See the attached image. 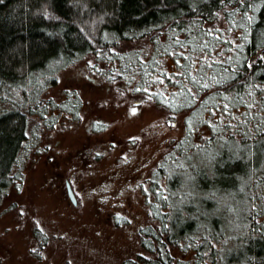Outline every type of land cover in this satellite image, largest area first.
I'll return each instance as SVG.
<instances>
[{
	"label": "trees",
	"instance_id": "16d2710c",
	"mask_svg": "<svg viewBox=\"0 0 264 264\" xmlns=\"http://www.w3.org/2000/svg\"><path fill=\"white\" fill-rule=\"evenodd\" d=\"M88 59L122 94L170 120L183 116L182 136L148 182L150 224L140 230L148 256L121 264H264V164L252 172L247 164L264 140V0H0V198L19 172L37 83ZM166 59L175 71H165ZM49 105L51 118L80 109L74 96ZM199 151L217 162L193 174L199 195L240 200L247 191L236 231L219 216L198 219L193 203L182 216L176 163Z\"/></svg>",
	"mask_w": 264,
	"mask_h": 264
},
{
	"label": "rangeland",
	"instance_id": "374dc122",
	"mask_svg": "<svg viewBox=\"0 0 264 264\" xmlns=\"http://www.w3.org/2000/svg\"><path fill=\"white\" fill-rule=\"evenodd\" d=\"M94 62L62 69L52 84L41 80L36 85L19 172L0 198V264H121L147 255L140 230L150 224L148 182L171 143L182 136L183 116L170 120L153 105L128 97L130 91L122 94L119 83L109 81L105 67ZM161 63L166 72L176 70L172 59ZM72 96L79 112L59 114L54 108L58 114L51 118L45 107ZM16 103L27 110L20 99ZM102 123L108 125L104 131H92ZM208 152L191 154L174 166L187 179L178 201L182 216L193 203L198 219L219 216L223 228L236 231L243 226L247 191H240V200L230 193L219 201L218 190L199 195L192 187L193 174L217 163ZM251 156V172L261 170L264 140ZM67 183L76 204L67 195ZM207 200L216 204L203 210L201 202Z\"/></svg>",
	"mask_w": 264,
	"mask_h": 264
},
{
	"label": "flooded vegetation",
	"instance_id": "af4514ba",
	"mask_svg": "<svg viewBox=\"0 0 264 264\" xmlns=\"http://www.w3.org/2000/svg\"><path fill=\"white\" fill-rule=\"evenodd\" d=\"M66 186H67V195H68L69 199L71 200L72 204H76V199H75L74 193H73V191H72L70 185L67 183ZM68 187H70V189H71V191H72V195H73L72 197L69 195ZM38 235H39V234H38ZM40 237H41V236H40Z\"/></svg>",
	"mask_w": 264,
	"mask_h": 264
},
{
	"label": "water",
	"instance_id": "95a60500",
	"mask_svg": "<svg viewBox=\"0 0 264 264\" xmlns=\"http://www.w3.org/2000/svg\"><path fill=\"white\" fill-rule=\"evenodd\" d=\"M68 191H69V195L72 197L73 195H72V191H71L70 187H68Z\"/></svg>",
	"mask_w": 264,
	"mask_h": 264
}]
</instances>
